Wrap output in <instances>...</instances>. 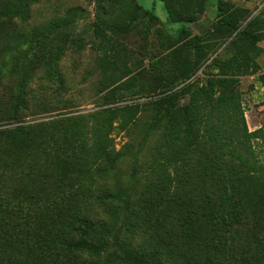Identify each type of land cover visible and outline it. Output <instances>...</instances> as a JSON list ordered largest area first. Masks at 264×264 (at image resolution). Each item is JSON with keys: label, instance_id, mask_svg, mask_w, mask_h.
I'll list each match as a JSON object with an SVG mask.
<instances>
[{"label": "trees", "instance_id": "16d2710c", "mask_svg": "<svg viewBox=\"0 0 264 264\" xmlns=\"http://www.w3.org/2000/svg\"><path fill=\"white\" fill-rule=\"evenodd\" d=\"M41 1L0 0V30L11 26L5 35L33 65L0 103V128L11 126L0 129V264H264V130L250 131L240 89L244 77L264 79V9L217 0L209 20L210 0H159L170 23L186 24L173 32L136 0H94L101 109L45 136L54 121L21 117L27 86L38 70L62 84V59L86 38L80 7L22 31ZM135 37L148 67L130 51ZM136 87L152 99L117 106ZM143 114L154 138L144 188L95 194L123 155L113 132L131 133ZM46 164L67 173L49 193L37 185L48 182Z\"/></svg>", "mask_w": 264, "mask_h": 264}, {"label": "rangeland", "instance_id": "374dc122", "mask_svg": "<svg viewBox=\"0 0 264 264\" xmlns=\"http://www.w3.org/2000/svg\"><path fill=\"white\" fill-rule=\"evenodd\" d=\"M136 1L146 10L155 9L156 14L171 31L177 32L186 26L184 23H170L165 6L161 1ZM232 1L248 8L252 14L264 9V0ZM216 3L217 0H210V8L207 14L209 20H213L215 17ZM94 6V0H43L32 7L31 17L27 22H18L20 29L28 33L33 28L44 27L51 21L62 18L70 8L85 9L84 18L80 19L76 25L79 35L86 38L85 48L80 53L73 50L67 51L60 63L62 84H59L58 81L45 79L43 71L38 70L33 76L32 82L27 86L26 100L29 105L28 109L21 113V117L27 120L28 124L54 121L48 128L49 132L44 133L45 136L55 132L59 133L61 123L57 122L58 120L66 119L69 116L93 113L101 109L102 97L107 91L102 89L103 77L98 67L99 55L90 43L91 25L95 20ZM203 27L205 26L199 28L197 25L196 29H204ZM10 28L11 26L0 30V103H3L1 106L4 107L7 103H11L18 94L20 77L18 72L25 70L32 75L33 69L30 62L27 61L28 64L25 65L26 59L22 55V50H16V45H11L14 43L13 39L5 35ZM130 45V51L136 53V57L141 61L142 66L148 67L149 56H144L138 52L141 45L140 38H132ZM261 46L264 48V43H261ZM259 63L262 68L261 72L264 74V57L259 59ZM198 77H203V75L200 73ZM240 89L250 131L260 128L264 130V79L259 76L244 77ZM140 91L139 87L130 91H123L121 94L126 97L127 101L120 102L117 106L134 102L142 105L152 99L148 96L147 90ZM147 120V116L143 114L140 121L134 126L133 133L122 132L118 135L117 131L113 132L115 148L117 151L123 152V155L117 168L111 171L107 183L104 181L95 187V194H101L102 188H109L111 191L132 189V194H138L144 188L145 177H147L145 162L154 142V138L145 131ZM59 140H55V148L60 151L62 145ZM127 145H129V149L126 150L125 146ZM44 170L48 182L44 185L38 183V187L46 188V193L58 190V180L67 176L65 167L61 166L60 168L58 165L52 167L46 164ZM33 184H35V180H33ZM93 209L99 214L103 213L104 210L102 207H98L96 203H94Z\"/></svg>", "mask_w": 264, "mask_h": 264}]
</instances>
